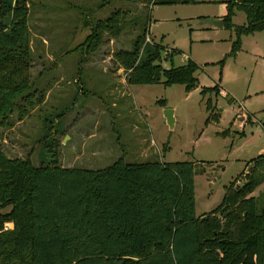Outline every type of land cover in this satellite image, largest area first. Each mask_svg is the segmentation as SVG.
<instances>
[{"label":"rangeland","instance_id":"374dc122","mask_svg":"<svg viewBox=\"0 0 264 264\" xmlns=\"http://www.w3.org/2000/svg\"><path fill=\"white\" fill-rule=\"evenodd\" d=\"M12 1L5 0L6 5ZM26 1L31 88L41 90L43 97L21 123L1 130L0 149L7 157L28 158L34 166L52 163L91 170L118 158L125 163L191 161L194 215L201 217L220 203L224 186L235 178L241 182L251 160L264 156V29L240 36V50L234 57L226 56L233 34L208 23L224 11L226 0L154 5L152 10L144 0ZM114 9L125 13V24L115 38L103 35L92 53L69 51L97 18ZM138 15L130 25L131 17ZM245 22L244 13L234 9L231 23ZM144 24L153 43L164 47L163 67L170 65L165 61L170 47L177 51L172 55L174 66L187 57L197 64L196 89L164 86L162 80L126 84L112 56L129 49ZM149 44L150 38L141 45L138 59L144 58ZM215 84L221 86L217 96L200 93L202 86ZM206 100L217 121L204 123L209 115ZM156 101L165 102L164 107ZM168 108L174 118L171 127L163 114ZM244 114L249 122L242 121ZM222 130L226 136L216 134ZM251 195L259 197L258 207L264 204V181Z\"/></svg>","mask_w":264,"mask_h":264},{"label":"trees","instance_id":"16d2710c","mask_svg":"<svg viewBox=\"0 0 264 264\" xmlns=\"http://www.w3.org/2000/svg\"><path fill=\"white\" fill-rule=\"evenodd\" d=\"M148 5L193 3L192 0H144ZM221 27L233 34L226 56L240 50V36L264 29V0H226ZM27 1L0 0V134L22 121L42 103L31 88V50ZM235 10L244 24H232ZM114 9L97 18L80 43L69 51L95 52L103 35L115 38L125 21ZM138 16L131 17L130 25ZM129 49L113 54L128 85L178 84L197 88L198 66L188 57L174 66L170 48L165 68L160 43H151L143 59L139 50L148 26L141 27ZM221 69L223 58L217 63ZM220 74V71H219ZM219 78V77H218ZM219 84L200 93L217 96ZM231 101V100H230ZM164 107L162 101H156ZM212 105L204 123L217 121ZM239 112V111H238ZM237 115V113H236ZM235 115V116H236ZM244 122L251 119L248 114ZM219 136H225L221 131ZM224 186L220 203L201 217L194 215L193 163L160 160L125 163L120 158L98 170L34 166L28 158H9L0 149V264H264V204L251 193L264 181V156ZM10 223L11 228L4 229Z\"/></svg>","mask_w":264,"mask_h":264},{"label":"water","instance_id":"95a60500","mask_svg":"<svg viewBox=\"0 0 264 264\" xmlns=\"http://www.w3.org/2000/svg\"><path fill=\"white\" fill-rule=\"evenodd\" d=\"M208 23L212 27L217 29V28H221L222 20H221V18H217V19L211 18V19H208ZM163 114H164L166 125L171 127L173 124V121H174L172 110L170 108L164 109Z\"/></svg>","mask_w":264,"mask_h":264},{"label":"crops","instance_id":"0c3cea01","mask_svg":"<svg viewBox=\"0 0 264 264\" xmlns=\"http://www.w3.org/2000/svg\"><path fill=\"white\" fill-rule=\"evenodd\" d=\"M113 1V0H112ZM103 3H101V5H102ZM168 6H172L173 4H167ZM154 5H148V9L149 8H151V7H153ZM151 10H152V8H151ZM224 13H225V10L223 11V12H221L220 14H218V16H216V19L217 18H220L222 15H224ZM222 28V27H221ZM220 28V29H221ZM216 29V28H215ZM218 29V28H217ZM210 31H215V30H213V29H211ZM149 33H150V30H149ZM150 36H151V38L154 40V38H153V36L150 34ZM171 48V47H170ZM186 57V56H185ZM184 57V58H185ZM219 88H221V86H219ZM222 92H224L223 90H222ZM251 120V119H250ZM22 121H19V123H21ZM18 123V122H17ZM221 132V131H220ZM220 132H217L216 134L218 135ZM222 136V135H221ZM226 136V135H225ZM67 167H69V166H67ZM67 167H64V168H67Z\"/></svg>","mask_w":264,"mask_h":264},{"label":"built area","instance_id":"2783aa9c","mask_svg":"<svg viewBox=\"0 0 264 264\" xmlns=\"http://www.w3.org/2000/svg\"><path fill=\"white\" fill-rule=\"evenodd\" d=\"M149 38H150V44L151 43H153V41L151 40L152 38H151V36L149 35V36H146L145 38H144V40H143V42H142V45H145L146 43H148L149 42ZM170 49V48H169ZM169 49H167V51L169 52L170 50ZM7 224H4V229H6L7 228Z\"/></svg>","mask_w":264,"mask_h":264}]
</instances>
